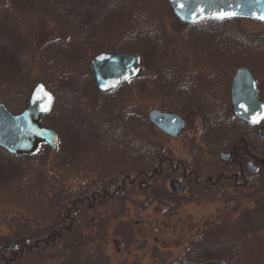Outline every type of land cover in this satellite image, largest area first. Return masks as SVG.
<instances>
[{
  "label": "trees",
  "instance_id": "1",
  "mask_svg": "<svg viewBox=\"0 0 264 264\" xmlns=\"http://www.w3.org/2000/svg\"><path fill=\"white\" fill-rule=\"evenodd\" d=\"M73 1L0 0V100L21 110L35 79L44 80L56 102L43 120L60 136L56 149L42 143L34 152L13 154L0 146V202L24 211L12 218V235L0 233V264H111L104 250L109 225L114 222L113 232L126 234L125 243L135 239V227L123 215L126 202L139 187L150 199L162 193L179 204L181 195L166 184L175 173L166 161L167 150L153 139L158 129L135 98L169 99L168 107L183 113L195 107L204 122L202 138L213 144L215 140L206 134L222 130L229 119L239 120L228 101L218 102L213 93L195 90L192 77L167 59L170 47L165 23L174 13L169 0H119L106 17L90 8L89 1ZM77 14L80 20H72ZM38 15L49 17L66 35L40 40L35 28ZM186 24L188 33L183 36L187 43L202 42L199 33L207 31L220 44H230L229 53L214 54L219 70L247 62L264 69V32L244 29L240 17ZM148 31L151 34L143 41L140 35ZM210 35L202 38L209 40ZM102 50L140 53L141 74L114 89L99 91L89 61ZM238 55L242 57L236 59ZM34 70L38 71L36 78ZM99 94L101 98L95 100ZM72 118L74 123L66 129L75 136L68 140L60 128ZM90 132L98 137L92 144ZM112 153L117 154L115 159ZM57 170H92L98 177L75 188L48 191L47 174ZM250 188L253 204L234 218L227 214L207 221L198 238L190 239L184 257L199 262L225 259L227 264H264L263 179L253 178ZM9 238H15L18 245L7 247ZM260 242L259 249L252 248ZM161 259L159 264H181L180 258L168 261L162 254Z\"/></svg>",
  "mask_w": 264,
  "mask_h": 264
},
{
  "label": "rangeland",
  "instance_id": "2",
  "mask_svg": "<svg viewBox=\"0 0 264 264\" xmlns=\"http://www.w3.org/2000/svg\"><path fill=\"white\" fill-rule=\"evenodd\" d=\"M85 1H89V7L102 14V17H106V15L111 12V9L118 6L116 3L119 2V0H102V3L99 2V5L98 0ZM72 2L74 1L72 0ZM61 6H63V2ZM79 15L80 14H77V17L73 16L72 20L74 18H79ZM35 23V28L40 40L66 35L65 30L47 16L38 15ZM165 24L167 32L169 33L170 47L167 59L173 65L180 66L183 70H204L212 72V70L215 69V66L212 63L215 59L214 54L221 52L223 54L229 53V50L222 48L223 44H219L218 47H215L211 43H208L206 38H202V36L210 35L207 31L199 33L201 41L203 42L202 44L201 42L198 43L193 41L187 43L186 38L184 40L183 35L188 33V25L178 18V16L173 12L168 16V18H166ZM226 24H230V22ZM89 25L90 26L88 27H91L93 24L90 23ZM240 25L249 31L259 33L264 32V21L256 20L250 17H241ZM228 29L230 31L232 26L228 25ZM149 32L151 31H148L147 34L145 33L140 35L143 38V41L148 40ZM136 35H139V33ZM200 38L198 37L197 39L200 41ZM241 57L242 56L238 55L236 56V59H240ZM236 67L237 66L230 65L226 71H234ZM32 75L34 78L38 77V71L34 70ZM39 80L41 79L36 78L33 86ZM33 86L31 87V90ZM130 92L133 94L134 91L131 90ZM131 96L132 99L136 97L134 95ZM98 98H101L100 94L95 98V100ZM135 100H139L142 105V109L146 111L147 115L154 107L162 109L168 107L170 104L168 101L169 99L159 101L157 99L144 100L139 97L135 98ZM162 102H164V104ZM26 105L27 102L25 106ZM9 108L12 109L10 106ZM21 110L13 111L19 112ZM43 123H45L44 120ZM63 123L64 124L61 125L60 130L62 131L64 138H68L69 140L74 137L75 134L72 130H67L66 128L69 125L71 126L74 123V120L72 118L71 122L68 121L67 123V121H64ZM200 124V117L197 113H195V115L187 118V125L178 137L168 135L159 129L158 133H155V135L153 134V139L155 138L154 140L158 141L164 149H169L170 152L176 155L186 157L187 159L203 158L204 162H206V160L210 161L213 158L212 153L209 152L210 148L201 142L198 136ZM64 132H67V135ZM97 139L98 137L95 132H90L89 144H92L93 141H97ZM86 151L89 150L87 149ZM111 157H114L115 159L117 154L112 153ZM47 167L50 168L51 166L48 165ZM47 176L46 188L48 191H52L57 187H78L84 181L95 180L98 177V174L92 170L72 172L57 170L55 172L53 171L48 173ZM166 184L169 186V179ZM189 194L190 190L188 191V189H186L183 191V195H181V198L177 201L179 204H175V198L170 199L166 195H162V193L159 198L150 199L148 193L139 187L138 190H136V192L131 196L130 200L126 202L125 214L123 215L124 219H128L134 225L135 239L125 243L124 240L128 239L124 237L126 234L122 232L124 235H121L119 232H113L112 228L114 222H112V224L109 225L107 240L106 242L104 241V250L109 255L110 263L159 264L162 260V254L164 257L167 256L168 261L176 258H180V260H182L184 258V251L190 239L198 238L202 232L204 224L207 221L219 220L222 217L227 216V214H229L231 218H234L238 215L239 211L253 204L252 199L248 196V193L238 188L234 189L223 186L216 190H211L210 192H207V195L200 201L196 199V195H193L191 198ZM22 215H24V211L19 206L11 203L0 202V233L12 235L10 230L12 226V218ZM13 240L17 241L15 238ZM262 243L263 242H260L258 245L257 243H254L252 244V248L257 250ZM263 254L264 251L262 252V255Z\"/></svg>",
  "mask_w": 264,
  "mask_h": 264
},
{
  "label": "water",
  "instance_id": "3",
  "mask_svg": "<svg viewBox=\"0 0 264 264\" xmlns=\"http://www.w3.org/2000/svg\"><path fill=\"white\" fill-rule=\"evenodd\" d=\"M176 15L185 22L215 18L219 11L236 12L237 17H251L256 20L258 15L264 14V0H169ZM201 8L205 9L201 12ZM89 70L92 73L96 87L106 91L128 82L142 71V58L138 52L103 50L90 60ZM43 86L52 97L48 111H42L47 106V100L37 101L36 93ZM42 95V94H41ZM231 97L234 112L252 124V120L264 113V101L258 97L257 84L250 69L238 67L232 81ZM55 93L43 81H37L28 97L27 105L19 112L9 108L5 102H0V146L13 154H25L36 150L43 142L52 149L58 146L57 131L44 124L42 117L51 112L55 105ZM247 109V111H245ZM149 119L160 129L172 136H179L185 126V119L178 112L166 111L158 107L148 112ZM170 187L175 192L185 190L184 182L174 177L170 180ZM18 242L9 239L7 247H16ZM181 264H227L225 259H211L198 262L188 257L181 260Z\"/></svg>",
  "mask_w": 264,
  "mask_h": 264
},
{
  "label": "flooded vegetation",
  "instance_id": "4",
  "mask_svg": "<svg viewBox=\"0 0 264 264\" xmlns=\"http://www.w3.org/2000/svg\"><path fill=\"white\" fill-rule=\"evenodd\" d=\"M213 29L217 31L215 27ZM207 41L215 47H218L220 44L218 37L210 38ZM229 47L230 44L228 43H223L222 45V48L225 50ZM212 63L216 69L212 70V72L204 70L184 71L192 77L190 81L195 83H193L195 90L203 94L204 92L213 93L218 102L225 103L228 101L231 104L233 114L239 120L233 122L229 119L222 130H216L215 133L210 135L206 134V137L208 136L215 140L214 144L202 138L201 132L204 130V126L201 121L198 136L201 142L209 146V152L213 155L212 160L204 162L203 158L187 159L170 152L169 149H166L167 156L165 157L167 163L175 172L169 178V181L174 177L181 179L185 184V190H190L189 196L192 198L193 195H196V199L199 201L207 195V192L223 186L242 189V191H246L249 194L251 191L250 182L253 178L258 177L263 179L264 182V120L259 124H252L248 120L236 115L231 97L232 81L235 72L238 67L245 66L250 69L256 80L259 99L264 101V69L261 66L258 67L255 64L247 62L249 64H238L234 71H226L230 65H227V67L223 66L225 69L220 68L221 70H219L217 66L220 64L215 60ZM203 105L205 107L207 104ZM162 109L181 114L185 119V126L187 125L188 117L195 115V113L199 115L195 107H191V110L185 113L176 109H170L169 107ZM257 172L258 174H255ZM141 184L142 186L147 185L145 181H141ZM167 187L172 192L183 195V192H175L170 186Z\"/></svg>",
  "mask_w": 264,
  "mask_h": 264
},
{
  "label": "snow or ice",
  "instance_id": "5",
  "mask_svg": "<svg viewBox=\"0 0 264 264\" xmlns=\"http://www.w3.org/2000/svg\"><path fill=\"white\" fill-rule=\"evenodd\" d=\"M205 9L201 8V12H204ZM238 15V13L232 11H219L217 13L214 14L216 19H226V18H231L233 16ZM258 19L264 20V14L262 15H258L257 16ZM42 94V95H41ZM36 99L37 101H41V100H47L48 104L47 106H43L42 107V111H48L51 105V101H52V97L50 96L49 93H47L43 86L40 87V89L37 91L36 93ZM245 111H247V109H245ZM261 120H264V113L258 114L253 120V123H259Z\"/></svg>",
  "mask_w": 264,
  "mask_h": 264
}]
</instances>
